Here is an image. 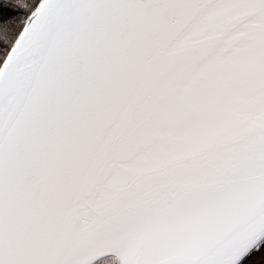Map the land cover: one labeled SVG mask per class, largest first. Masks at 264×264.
Here are the masks:
<instances>
[{"label": "snow or ice", "instance_id": "6c2138e0", "mask_svg": "<svg viewBox=\"0 0 264 264\" xmlns=\"http://www.w3.org/2000/svg\"><path fill=\"white\" fill-rule=\"evenodd\" d=\"M0 264H264V0H0Z\"/></svg>", "mask_w": 264, "mask_h": 264}]
</instances>
